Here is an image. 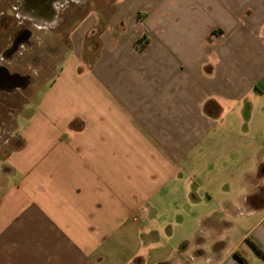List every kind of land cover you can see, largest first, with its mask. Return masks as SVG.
<instances>
[{
	"label": "crops",
	"instance_id": "0c3cea01",
	"mask_svg": "<svg viewBox=\"0 0 264 264\" xmlns=\"http://www.w3.org/2000/svg\"><path fill=\"white\" fill-rule=\"evenodd\" d=\"M45 29L35 106L0 124V264H241L242 246L250 264L249 241L264 251V0H115L64 46ZM164 206L195 229L175 236Z\"/></svg>",
	"mask_w": 264,
	"mask_h": 264
},
{
	"label": "rangeland",
	"instance_id": "374dc122",
	"mask_svg": "<svg viewBox=\"0 0 264 264\" xmlns=\"http://www.w3.org/2000/svg\"><path fill=\"white\" fill-rule=\"evenodd\" d=\"M114 3L115 0H85V2L84 3L82 2V4L71 1L70 3H68L67 8H65L64 10H62V8L58 9L59 13H61L59 15V19L62 20L60 24L54 28H52L51 26L45 27L46 28L45 30L50 31V33L53 35L52 38L54 37L56 38V40H59L60 43L62 41V45L63 44L66 45V43L68 44L67 36L69 35V32L78 24L81 18H83L85 15H87L89 12L92 11L95 12L97 11V13H104L107 16L108 14L111 13ZM13 10H14V14H13ZM2 13H6L7 15ZM24 16H28V15H26L23 9H20L17 0H0V48H1L0 65L6 66V68L8 70L10 69L11 72L17 70V72L19 71L22 73L31 74L32 71H36L35 60L37 61V59L39 58L40 59L45 58L43 57L44 52L36 51L35 48L32 50L31 48L26 46L25 47L29 49L23 51L24 55H21V53H15L14 55L7 56L2 52L3 50L2 48L7 45L9 40L11 41V36L16 30L15 26L19 25L18 22H21L22 20L25 19ZM6 22L10 24L9 34L3 36L2 29L5 27L4 25H6ZM26 24L31 28L33 33L31 39L37 42L38 41L37 36H40L39 34L42 33H40L38 29L33 26L32 22H26ZM58 33H60L59 36ZM32 55L36 57L32 58ZM22 57H24L23 60H21ZM54 61H56V59H54ZM33 87L35 88V86L29 85L28 87L24 88L25 90L23 91V93L21 91H17L11 94L10 96L9 95L7 96L0 92V124H6L5 127L10 128V126L15 122V114L17 112L29 111L31 108H34L36 101L35 100L29 101L30 96L34 95ZM36 96L38 97L40 96V94H36ZM262 106H264V104ZM22 121H23L22 117L19 116L16 122L17 124H21ZM8 136H9L8 132L2 133V135H0V140L1 141L7 140ZM1 150L3 153L4 151H6L5 148ZM2 167L3 166L0 161V170H2ZM155 220L161 223V225L163 223L170 225L177 223L176 226L174 225L175 236L181 233V230L179 231V229L181 228L182 229L184 228L186 233H189L190 231L195 229L194 214L191 213V211L188 212L177 211V213H173L166 211V207H165V211L158 212L156 214ZM243 250L244 249L242 246L239 249L238 253L241 254ZM249 256L251 259L250 264L264 263V260L260 258V256L255 252V250H253V248H251L249 252ZM191 264H205V263L201 262V259L198 258L197 261H191Z\"/></svg>",
	"mask_w": 264,
	"mask_h": 264
},
{
	"label": "flooded vegetation",
	"instance_id": "af4514ba",
	"mask_svg": "<svg viewBox=\"0 0 264 264\" xmlns=\"http://www.w3.org/2000/svg\"><path fill=\"white\" fill-rule=\"evenodd\" d=\"M71 1L79 4L85 2V0H17L20 9H23L28 16H24L25 19L18 22L19 25L15 26L16 30L12 34L13 37L11 36V41L9 40L7 45L2 48V52L7 56H11L15 53H21V55H24L23 51H26L29 48L32 50L35 48L36 51H39L40 49H38L37 42L31 39L33 33L26 22H32L33 26L38 29L48 26L54 28L62 21L59 19V15L61 13H59L58 9L62 8V10H64ZM4 26L5 27L2 29L3 36L9 34L10 24L6 22V25ZM53 41L56 44L58 40L53 37ZM25 46L29 48H26ZM35 57L36 56L32 55V58ZM23 58L24 57H22L21 60H23ZM5 67L6 66L4 65H0V87H12L14 84H20L23 88H25L30 85V82L32 81L30 73L16 72L11 74L5 70Z\"/></svg>",
	"mask_w": 264,
	"mask_h": 264
},
{
	"label": "trees",
	"instance_id": "16d2710c",
	"mask_svg": "<svg viewBox=\"0 0 264 264\" xmlns=\"http://www.w3.org/2000/svg\"><path fill=\"white\" fill-rule=\"evenodd\" d=\"M249 242H250V245L253 248V250H255V252L264 260V251L254 242H252V241H249ZM235 255L242 264H249L247 262V260L238 252H235Z\"/></svg>",
	"mask_w": 264,
	"mask_h": 264
}]
</instances>
